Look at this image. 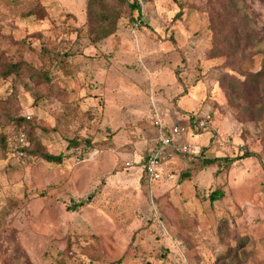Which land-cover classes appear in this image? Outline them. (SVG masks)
<instances>
[{"label":"rangeland","instance_id":"rangeland-1","mask_svg":"<svg viewBox=\"0 0 264 264\" xmlns=\"http://www.w3.org/2000/svg\"><path fill=\"white\" fill-rule=\"evenodd\" d=\"M138 1L141 17L129 1L0 0L6 58L48 64L47 45L61 54L54 75L67 93L35 103L17 85V106L4 105L29 114L46 150L66 157L22 162L0 148V264H223L237 242L242 264H264V111L259 105L246 119L221 83L225 74L243 79L239 67L258 70L264 0H243L255 39L238 32L235 43L228 25L211 21L226 0ZM38 3L42 18L27 15ZM13 78H0V100L12 94ZM158 118L187 124L182 139L193 151L176 153L163 177L146 184ZM77 138L93 145L69 149ZM246 150L262 163L247 157L179 179L197 170L199 156ZM217 188L224 197L211 204Z\"/></svg>","mask_w":264,"mask_h":264},{"label":"trees","instance_id":"trees-1","mask_svg":"<svg viewBox=\"0 0 264 264\" xmlns=\"http://www.w3.org/2000/svg\"><path fill=\"white\" fill-rule=\"evenodd\" d=\"M119 1H129L131 7L138 12V17H141V6L138 0H119ZM245 5L243 0H226L224 4L221 5V11L217 12L211 17L212 25L217 28L225 27L228 25L231 29V41H239L238 32H242L245 38L250 40L255 39V32L250 25L249 16L244 9ZM44 11L45 7L41 4H37L36 8L30 9L27 15H36L42 18L39 10ZM228 21H237V26H231ZM112 31L108 30L104 32V35L110 34ZM262 51V50H261ZM41 53L47 54L49 57V63H42L41 65H35L31 61L20 58L17 60H11L6 58L4 51L0 49V78L4 80L11 79L12 76L14 82V89L12 94L7 100H0V120L2 125V130L0 131V148L4 154H13L12 138L15 134L20 132H25L28 137V146L24 147L23 150L26 155L30 158H42L47 162L60 164L65 159V154H53L46 150L44 145L40 142L38 136L35 134L36 124L33 120L21 118L15 116L14 112L16 107L14 106H4L7 103H13L17 106V94L18 87L21 85L29 92L34 98L35 103H39L43 99H59L67 95L65 89L60 85L59 81L54 75V70H58L57 61L61 60V54L51 51L47 48V45H43ZM238 72L244 78H240L234 74L223 75L221 77V83L225 86V89L230 95V97L235 101L238 107L241 109L243 115L248 120H254L256 118V108L261 105L264 111V54L262 56L258 70H244L238 68ZM178 76V73L176 72ZM12 110L14 112L12 113ZM70 113V110H67ZM182 125H187L185 123H179ZM196 124H200L198 120H193L190 118L189 125L196 127ZM12 127L9 131L6 128ZM204 128L199 126L198 130L201 131ZM197 130V128H196ZM68 148L78 147L82 144L92 146L93 143L90 139L85 138L78 140L69 139ZM188 154V153H187ZM197 157V156H195ZM255 157L259 159L262 163L260 154L246 150L242 155L234 158L230 157H214L207 158L199 156V166L197 170H185L180 174V181L189 179L193 173L198 170L219 165L224 168H229L234 161L239 159ZM28 159V160H29ZM27 160V161H28ZM264 167V166H263ZM145 173V171H144ZM144 182L149 184L148 176L145 173ZM224 197V191L222 188H217L211 192L208 196L210 203L221 200ZM91 198L89 196L88 200ZM86 204V201H81L75 204L73 209H77ZM4 215L0 212V222L2 223ZM226 236H219L220 239H224ZM241 248V243L237 242L235 245H230L226 253L219 259L223 264H242L246 258L245 255H240L238 252ZM246 261V260H245ZM59 264H65L64 260H61Z\"/></svg>","mask_w":264,"mask_h":264},{"label":"built area","instance_id":"built-area-1","mask_svg":"<svg viewBox=\"0 0 264 264\" xmlns=\"http://www.w3.org/2000/svg\"><path fill=\"white\" fill-rule=\"evenodd\" d=\"M24 117L30 119L31 116L24 114ZM156 124L159 132L155 147L151 150L143 165L150 183L158 182L163 177L164 164L173 159L176 153L187 154L193 151L192 145L182 139L189 131L187 125L175 124L170 126L159 118ZM28 144V137L25 132L17 133L12 138L13 154L22 162L29 159L23 150Z\"/></svg>","mask_w":264,"mask_h":264},{"label":"crops","instance_id":"crops-1","mask_svg":"<svg viewBox=\"0 0 264 264\" xmlns=\"http://www.w3.org/2000/svg\"><path fill=\"white\" fill-rule=\"evenodd\" d=\"M165 165H166V163H165ZM165 165H164V166H165Z\"/></svg>","mask_w":264,"mask_h":264}]
</instances>
